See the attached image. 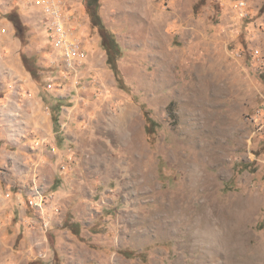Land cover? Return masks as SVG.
<instances>
[{"label":"rangeland","instance_id":"1","mask_svg":"<svg viewBox=\"0 0 264 264\" xmlns=\"http://www.w3.org/2000/svg\"><path fill=\"white\" fill-rule=\"evenodd\" d=\"M51 2L0 0V264H264V0Z\"/></svg>","mask_w":264,"mask_h":264},{"label":"trees","instance_id":"2","mask_svg":"<svg viewBox=\"0 0 264 264\" xmlns=\"http://www.w3.org/2000/svg\"><path fill=\"white\" fill-rule=\"evenodd\" d=\"M96 20L98 22L99 27L104 32L103 26L99 22V19L96 18ZM102 47L106 51V56H107L106 63L109 65L110 69L113 71L117 84L119 85L121 89H123L124 83L120 76V72L117 66V62H116V57L118 54V47L116 43L114 42L113 38L111 37V35L107 34L106 32L103 33Z\"/></svg>","mask_w":264,"mask_h":264},{"label":"bare ground","instance_id":"3","mask_svg":"<svg viewBox=\"0 0 264 264\" xmlns=\"http://www.w3.org/2000/svg\"><path fill=\"white\" fill-rule=\"evenodd\" d=\"M242 209V208H241ZM236 231V230H235ZM239 233V232H238ZM239 235V234H238ZM237 238H239V237H237L236 235H235V233H228L227 234V236H226V239L224 240V244L226 245V246H229V247H227L229 250H233L235 247H236V245H237V242L239 243V240L237 241ZM242 237H240L239 239H241ZM243 240V239H242ZM241 241V240H240ZM241 243V242H240ZM223 244V245H224ZM238 245H240V244H238ZM242 245V244H241ZM240 245V246H241ZM238 247V246H237ZM236 249V248H235ZM234 249V250H235ZM238 249V248H237ZM240 249V248H239ZM236 251H238V250H236Z\"/></svg>","mask_w":264,"mask_h":264},{"label":"built area","instance_id":"4","mask_svg":"<svg viewBox=\"0 0 264 264\" xmlns=\"http://www.w3.org/2000/svg\"><path fill=\"white\" fill-rule=\"evenodd\" d=\"M38 3L40 2L43 6V9L46 12L52 13V2L51 0H37ZM62 41V33L60 34V42Z\"/></svg>","mask_w":264,"mask_h":264}]
</instances>
